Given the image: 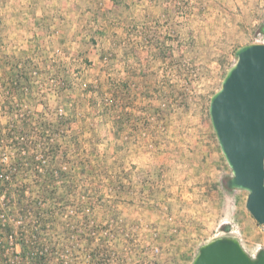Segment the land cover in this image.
I'll list each match as a JSON object with an SVG mask.
<instances>
[{"label":"rangeland","instance_id":"1","mask_svg":"<svg viewBox=\"0 0 264 264\" xmlns=\"http://www.w3.org/2000/svg\"><path fill=\"white\" fill-rule=\"evenodd\" d=\"M263 29L264 0H0V264H192L222 237L264 250L209 114Z\"/></svg>","mask_w":264,"mask_h":264},{"label":"water","instance_id":"2","mask_svg":"<svg viewBox=\"0 0 264 264\" xmlns=\"http://www.w3.org/2000/svg\"><path fill=\"white\" fill-rule=\"evenodd\" d=\"M209 102L211 123L232 170L230 190L249 193L247 209L264 225V43L237 48ZM192 264H264V250L252 257L235 237L202 245Z\"/></svg>","mask_w":264,"mask_h":264},{"label":"built area","instance_id":"3","mask_svg":"<svg viewBox=\"0 0 264 264\" xmlns=\"http://www.w3.org/2000/svg\"><path fill=\"white\" fill-rule=\"evenodd\" d=\"M3 162H5V161H3ZM9 168L10 167L8 166V169ZM12 175H13V172H11L10 174H7L6 171H4V168L0 169V181L11 182L12 177H13ZM8 221H9V218H8L7 214L5 212H0V234L3 233V231L6 229ZM31 230H34V228H32ZM26 233H27V230H25V228L21 227L19 229L10 230L9 234L6 237L8 238L9 243L12 246H13V243L17 241L18 242L17 247H18V245H20V242H23V241L28 242V235H26ZM31 235L33 236L34 234H31ZM37 243L38 242H36V244ZM31 244L35 245V241L31 242ZM15 246L12 247L11 249L14 250ZM19 253L20 252L17 251L14 258L8 259V257H7V259L5 260V262H6L5 264H8V263H10V264H24V261L19 256ZM37 253L43 254V252H37ZM252 257H254V256H252ZM35 264H38V263H35Z\"/></svg>","mask_w":264,"mask_h":264},{"label":"crops","instance_id":"4","mask_svg":"<svg viewBox=\"0 0 264 264\" xmlns=\"http://www.w3.org/2000/svg\"><path fill=\"white\" fill-rule=\"evenodd\" d=\"M119 47H121L120 45H119ZM118 56L121 58V55H122V53L121 52H119L118 51ZM96 56H97V59L100 57V50L98 49V54H96ZM119 58V59H120ZM123 58V57H122ZM124 63L120 60V61H117L116 60V62H115V64H114V67L113 68H116L117 70L119 69V70H123V68H124Z\"/></svg>","mask_w":264,"mask_h":264},{"label":"trees","instance_id":"5","mask_svg":"<svg viewBox=\"0 0 264 264\" xmlns=\"http://www.w3.org/2000/svg\"><path fill=\"white\" fill-rule=\"evenodd\" d=\"M261 32L264 34V29Z\"/></svg>","mask_w":264,"mask_h":264}]
</instances>
